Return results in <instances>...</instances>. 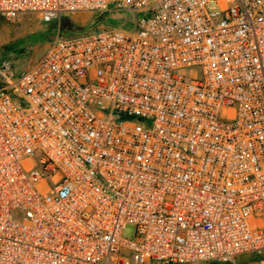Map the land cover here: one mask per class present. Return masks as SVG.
<instances>
[{
  "label": "built area",
  "instance_id": "obj_1",
  "mask_svg": "<svg viewBox=\"0 0 264 264\" xmlns=\"http://www.w3.org/2000/svg\"><path fill=\"white\" fill-rule=\"evenodd\" d=\"M124 12L0 70V264H264V0H0Z\"/></svg>",
  "mask_w": 264,
  "mask_h": 264
},
{
  "label": "rangeland",
  "instance_id": "obj_2",
  "mask_svg": "<svg viewBox=\"0 0 264 264\" xmlns=\"http://www.w3.org/2000/svg\"><path fill=\"white\" fill-rule=\"evenodd\" d=\"M94 16L95 14L92 13H77L66 16L59 23H42L33 14L21 15L14 22H7L0 17V70L7 65L12 68L15 76H18L21 71L43 55L49 41L57 30H63L64 25L72 26L76 32L105 27L104 23L95 24ZM109 17L119 25L120 21L131 19L132 14L124 12ZM134 235L135 227L127 224L123 229L122 237L132 240Z\"/></svg>",
  "mask_w": 264,
  "mask_h": 264
},
{
  "label": "trees",
  "instance_id": "obj_3",
  "mask_svg": "<svg viewBox=\"0 0 264 264\" xmlns=\"http://www.w3.org/2000/svg\"><path fill=\"white\" fill-rule=\"evenodd\" d=\"M1 17V16H0ZM2 18V17H1ZM65 17H63L60 21L64 20ZM95 19V20H94ZM94 22L95 24L104 23L105 26L113 27L117 26L118 23H116L113 19L109 17L108 14L102 13V14H95L94 16ZM62 31H59L60 34L63 36H69V35H75L80 34L84 32H76V30L72 29V26L66 27L65 25L62 27ZM87 32V31H85ZM258 260V257L256 256H250V257H242L238 260L239 264H247V263H253ZM207 264H224V263H218V262H209ZM227 264V263H226Z\"/></svg>",
  "mask_w": 264,
  "mask_h": 264
}]
</instances>
